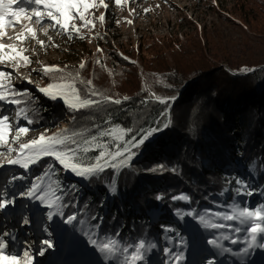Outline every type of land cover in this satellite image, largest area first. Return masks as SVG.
Returning <instances> with one entry per match:
<instances>
[{"label":"trees","instance_id":"obj_1","mask_svg":"<svg viewBox=\"0 0 264 264\" xmlns=\"http://www.w3.org/2000/svg\"><path fill=\"white\" fill-rule=\"evenodd\" d=\"M230 11L255 35L264 38V0H236ZM104 15L109 32L117 18L107 9ZM198 33L195 28L194 36ZM60 34L61 44L73 53L82 51L85 67L81 69L82 62L69 56L58 65L68 79L56 81L41 72V82L61 83L75 89L81 100L99 103L74 111L62 99L43 100L42 95L29 92V96L20 97L29 118L36 120L29 127L45 128L51 134L67 130L65 135L75 134V139L83 143L103 129L118 128L120 134L121 129H132L127 139L167 125L155 140L135 149L137 154L126 166L119 170L106 168L88 177L80 195L73 183L62 192V216H76L72 237L84 225H92L95 236L96 223L101 225L100 236L107 239L117 233L113 238L124 245L139 240L147 245L164 232V227L179 232L173 212L203 210L216 203L218 196L234 200L222 173L231 162L256 164L264 189V64L247 73H231L227 63L210 54L201 41L182 32L152 33L141 38L136 47L131 40L129 45L114 46L105 33L99 32L95 48L88 47L81 30L79 35ZM105 96L122 102L111 103L104 100ZM156 97L171 99L165 104ZM97 142L100 148L92 146L85 162L92 161L105 143L113 150L116 143H122L109 136ZM51 165L49 188L60 191V167L52 159L35 166L29 177L37 180ZM113 186L115 191L110 190ZM181 195L189 200L173 199ZM105 198L107 209L103 214ZM155 211L157 215H153ZM93 216L99 219L92 220ZM211 236L208 228L195 231L200 243L207 244Z\"/></svg>","mask_w":264,"mask_h":264},{"label":"rangeland","instance_id":"obj_2","mask_svg":"<svg viewBox=\"0 0 264 264\" xmlns=\"http://www.w3.org/2000/svg\"><path fill=\"white\" fill-rule=\"evenodd\" d=\"M235 1L236 0H127V2H122L120 5H116L114 0H105V3L109 4V8L107 9L108 12L111 15H115L117 18V20L110 24L113 28L109 29L108 32L106 31V27L109 24H107L105 20L101 22L98 19L102 13L104 14L106 9L102 5H99V0H96L98 6L90 7L89 10L85 12L86 18L94 19L95 27L89 25L88 27H81L80 30L81 34L85 36V40L87 41L89 48L96 47V34L99 32L105 33L107 35V40L114 46L122 43H128L129 45V41L131 40L135 44V47L138 45L141 38H146L152 33L158 35H165L173 32H182L184 34L188 33L193 35L192 37H194L195 41H201L210 54L218 57L220 61L222 60L224 63H227L226 68L229 72L234 74L247 73L264 64V38L255 35V33L250 31L245 26L238 16L231 13L230 9L234 5ZM25 7L28 8L29 12L31 11V8L28 5H25ZM144 9H149L150 11L145 12ZM117 21H119V23H117ZM128 21H131V23ZM70 22H74L78 27L82 23L79 19ZM32 26L37 31V38L45 41L46 45L48 37H52V41L49 42L47 47L39 48V45L36 44L35 40H28L23 44L15 41V36L13 35L15 32L16 34L21 32L22 25H17L10 29L6 27L5 31L7 36L13 37V39H0V42L5 44L16 43L18 47L28 49V51L24 54L30 57L32 63L29 66L20 67L18 72L14 73L11 79V85L16 84L19 87V93H21L20 97L29 96V92H36L38 95H42L41 98L43 100H47L48 98L53 97L45 95L39 91V87H37V85L46 86V84L41 82V72L34 70L43 66H58L61 60H64L72 55H74V57L79 60V63H81L83 58L80 57V55H83V53L79 49L76 50V53H73L68 46L61 44V34L58 32V29L49 27L47 23L44 25L48 28L47 35L40 31L39 26L34 24ZM195 28H198V35L200 34L198 37L196 36L197 38L194 36ZM54 34L57 38L54 37ZM53 44L58 45V47L52 46ZM0 68H3L6 71L12 70L11 65L0 66ZM29 80L31 82H29ZM5 83H8V81L6 80ZM71 89L72 87H65L66 91H71ZM5 91L7 94V89ZM55 98L66 101L65 97L60 95ZM20 107H24L23 101ZM16 108V105L7 102H0V110L4 111L5 114H14ZM23 122L25 121L20 119L14 121V123L19 124H22ZM165 127L166 126H163L159 130H155L157 128L148 130L145 135H148L149 132H151V135L148 136L145 143L155 140ZM108 129H103L101 131ZM111 129L116 135H121L118 128ZM42 132L52 135L51 132L45 128L30 127L29 133L23 135L17 143H21L23 140L28 142L30 139L38 137ZM95 136H98V139L103 138L99 137V134ZM17 143L13 144L10 142L9 145L13 148H18ZM94 145L95 143L87 147L92 149V146ZM84 147H86V145L81 143V150ZM2 153L3 154L0 155V159L9 152L6 151ZM87 156L88 155H86L84 159H87ZM48 159H52V162L59 165V175L62 180V187L60 191L55 189L50 190V178L48 176V172L52 165L48 169L41 172L40 180L46 182L48 191L45 190V193L48 194L49 198V194H51V198L58 196L60 198V204H63L62 192L67 191L68 187L71 186V183L74 184V187L77 188L80 195L81 189L87 185L88 177L86 179L85 177L76 175L70 169H65L51 157H44L39 163ZM39 163L35 164V166ZM115 168L119 170L121 166H117ZM222 170L223 177L228 183L229 189H231L234 194V200L218 196V201L216 203L206 206L203 210L195 211L192 209H182L180 211L173 212V220L178 223L179 220L186 221L185 219L190 218L191 224H194L197 229L206 228L205 223L216 222L218 220L216 216L208 215L210 211H229L225 205H232L233 208L237 205H243L253 209L261 204H264V189L260 183L256 164H252L250 166L244 165L239 160L231 162ZM13 176L18 177V179L15 180L17 182V184L14 185L15 190L18 189L20 195L25 198L26 195L22 193H26L30 187L31 181L35 180L32 177H24L23 173H16V169H12L10 167H6L4 171L0 172V180L3 179L2 181H7V177L11 180ZM237 180H242L245 184L250 185L249 191L252 192V195L236 196L233 190L238 186L236 183ZM5 188L6 186H1L0 193H4L5 190L3 189ZM113 188H115V186L110 187V190L112 191ZM9 196L12 197L14 194ZM37 197L38 196L36 195V198ZM106 198L104 199V203L102 205L103 214H105V210L107 209ZM75 208L76 212L79 213L80 209L77 206H75ZM157 213L158 212L155 211L153 215H157ZM178 214H180V216H178ZM202 216L204 217V222L201 220ZM186 226H189V223H187ZM96 229L97 233H95L94 236L92 233V225L81 226V229L76 233L75 237L85 239L86 244H91L95 241H106V239L98 233V228ZM208 230L213 234L211 237H215L218 240L227 241L228 244H232L233 248L237 249L236 256L239 258H244L248 255V251L246 252L244 249L248 250V247L249 249H251V247L249 246L250 237H248L246 232L236 233L231 231V229L215 230L208 228ZM184 233L186 234L185 230ZM168 235L175 237V240L173 239V241H182V243L177 247L167 246L164 251V260L166 258L165 256H168L170 253H173L181 248L187 251L190 247L184 239L187 234L184 235L180 232L173 231L168 232V229H164V232L159 234L156 239H162ZM223 236H228L229 238L225 240L222 238ZM234 239L238 240V243H233L232 241ZM139 241L137 243H139ZM163 243L166 244L165 240ZM123 246L124 244L120 242L119 247L122 248Z\"/></svg>","mask_w":264,"mask_h":264},{"label":"snow or ice","instance_id":"obj_3","mask_svg":"<svg viewBox=\"0 0 264 264\" xmlns=\"http://www.w3.org/2000/svg\"><path fill=\"white\" fill-rule=\"evenodd\" d=\"M122 2H127V0H114L116 5H120ZM13 5H16V7H13ZM20 5H28L31 11L29 12L28 8ZM99 5H102L105 9L109 8V4L105 3V0H99ZM97 6L96 0H0V39H13V37L7 36L6 27L22 25L21 32L14 37L15 41L23 44L28 40H35L37 45L45 48L47 45L45 41L37 38V31L32 26L33 24L39 26L40 31L45 35L48 32V28L44 26L45 23L53 29H58L59 33L79 35L81 27H88L89 25L95 27L94 19L86 18L85 12L90 7ZM144 11L150 10L144 9ZM76 19L82 22L79 27L74 22H70ZM98 19L103 22L105 15L102 13ZM128 22L131 23V21ZM80 38L83 39L84 37L80 36ZM48 41H52L51 36L48 37ZM52 46L58 47V45L54 44ZM27 51V48L18 47L16 43L5 44L0 42V66L11 65L12 68L11 71L0 68V102H7L17 106L12 115L5 114L4 111L0 110V145L3 146L9 145L10 142L13 144L17 143L23 135L29 133L30 127L28 125L36 122L35 119L29 118L30 113L26 108L20 107L22 103L20 99L21 93L17 91L14 85H11L13 74L17 73L20 67L29 66L32 63L30 57L24 54ZM97 51L100 52L102 49L98 48ZM84 67L85 64L82 62L80 68L83 69ZM34 71H40L45 76L56 81L68 79L63 74V70L56 65L43 66ZM6 80L8 81L7 84L5 83ZM29 82L31 81L29 80ZM87 83L91 84V81H87ZM37 87L39 86L37 85ZM5 89H7V94ZM39 91L53 98L57 95L65 97L68 107L74 111L98 106L99 103V101L94 99L81 100L75 89L66 91L65 85L61 83H49L45 87H39ZM92 95L96 96L97 94L93 92ZM124 99L127 100L128 97H124ZM156 99L160 103L166 104L167 100L171 98L156 97ZM104 100L115 104L122 102L120 99H113L107 96L104 97ZM18 119L25 121L26 124L21 126L19 123H14ZM66 132L67 130H62L52 135L42 132L38 137L30 139L27 143H19L18 148L7 147V152H17V156L0 161V170L7 165H18L24 169H30L31 166L39 163L44 157H51L65 169H70L78 176L93 177L104 172L106 168L126 166L137 154L134 150L144 145L148 136L151 135V132L148 135L141 132L139 138L136 135H132L130 138L125 139V136L132 132V129H121V135H116L112 129L101 131L99 137H113L116 141H122V143H116L114 150L105 143L104 148L93 157L92 161L85 162L84 157L91 150L87 146L95 143V147L100 148V143L97 142L98 136H91L85 139L83 144L86 147L81 151V143L75 139V134L68 136L65 135ZM2 154L0 152V155ZM160 167L162 168L163 166ZM155 170L153 169V171ZM16 179L18 177L13 176L6 183L11 184ZM37 179L41 178L37 177ZM236 183L238 186L233 190L236 196L252 195V192L249 191L250 185L245 184L242 180H237ZM115 190V188L112 189V191ZM37 193L41 194L40 199L42 200L49 198L42 184L37 183H32L28 191L22 194L35 198ZM221 195H224V192H221ZM59 199L58 196H55L50 205L51 207H57L58 211L60 207L64 206L63 204L57 206L56 201H59ZM173 199L189 200V197L181 195L179 197L174 196ZM6 203H11V201L0 200V209H3ZM225 207L229 211H210L208 215H214L218 220L205 223V227L215 230L231 229V231L236 233L246 232L248 237H250L249 246H256L257 238L264 237V204L253 209L243 205H237L235 208L232 205H225ZM48 215L51 218L52 213L49 212ZM73 219L74 217L72 216L68 217L69 221ZM98 219V217H92V220ZM201 220L204 222L203 216ZM25 223H28V221L25 220ZM100 226V223L93 225L95 228ZM115 236H118V234L114 233L113 237ZM113 237H108L106 242L98 245L100 251L106 257H115L116 253L119 252L124 257L122 264H135V261L143 258L141 252L144 247V241L141 240L137 244L124 245L121 248L119 247L120 242ZM222 238L227 240L229 237L223 236ZM232 242L238 243V240L234 239ZM15 243H17L16 238L11 233H0V264H31L30 251L24 248L23 242H19L21 248L24 249L21 255L20 252L14 251ZM44 243L47 244L48 241ZM208 243L215 247H222L215 238L209 240ZM259 246L264 247V243ZM151 247H154V245H151ZM225 251H231V249H225ZM244 251H247V249H244ZM209 264H212V262L209 261Z\"/></svg>","mask_w":264,"mask_h":264},{"label":"bare ground","instance_id":"obj_4","mask_svg":"<svg viewBox=\"0 0 264 264\" xmlns=\"http://www.w3.org/2000/svg\"><path fill=\"white\" fill-rule=\"evenodd\" d=\"M16 7V6H13ZM7 28H13V27H7ZM16 35V32L13 36ZM39 87H45L44 85H39ZM21 143H27L26 141L23 140ZM17 156L16 153H6L4 157L0 159V161H5L8 158H15ZM11 166H16V165H7L5 166L0 172L4 171L6 167H11ZM7 179V178H6ZM87 179V178H86ZM3 179L0 180V188L3 186V184L6 183V181H2ZM80 180V179H79ZM8 181V179H7ZM16 184L15 181H13L11 184L6 185L7 188V194H14L16 197L15 201L8 203L3 209L6 211L8 215V220L6 218H3V221H5L4 224L9 225V226H18L21 227L22 229L30 230L28 233L32 237V229L36 231V227H41L43 229H37L36 232H42L41 237L45 239V241H48L47 244L44 243V251L42 252L43 254L38 253V250H36V247L34 246V242L36 241L35 238L28 239L26 243L28 247H26L25 243L24 248H27L30 251L31 254V264H35L38 262L41 257L43 256H50L52 259L50 260H44V262H53V264H112V259L111 257H106L104 253H102L98 247L100 244L96 245H89V244H81V239L74 237L76 239V242L78 243L77 249L75 251L74 256L75 258H71V260H64V257L66 254H64V249L65 245L68 244V238L70 234V229L71 227H74V221L75 218L71 221L65 219L62 223V218L57 215L56 219L55 217L50 218L51 221H47L49 225L52 226L51 230L47 228V226H37L39 223L32 224L30 218L28 219V223H24L23 220L20 217V211L21 209H24L25 207L31 211H34L35 217H41L40 214L42 213V209L49 208L51 209L52 207L50 206L53 201L47 200V199H38V198H33L29 197L26 195L24 198L22 195L19 194V190H15L14 184ZM4 188V187H3ZM1 196L0 198H2ZM37 205V207H36ZM43 206V207H42ZM2 214V212H0ZM32 217V215H31ZM47 220V219H46ZM58 222L62 223L61 226L58 225ZM24 223V224H23ZM23 224V225H22ZM45 225V224H43ZM17 227V228H18ZM20 228V229H21ZM63 229V230H62ZM6 233H11L12 236L17 238L18 236L15 233H12L11 230L9 229L8 232ZM15 234V235H14ZM16 252H20L22 255L23 248L16 247L14 249ZM18 250V251H17ZM220 253V251H219ZM7 254V253H6ZM56 258V259H55ZM58 258V261H56ZM94 258L96 259V262L93 261ZM261 259V257H260ZM34 260H37L34 262ZM42 260V259H41ZM93 261V262H92Z\"/></svg>","mask_w":264,"mask_h":264},{"label":"built area","instance_id":"obj_5","mask_svg":"<svg viewBox=\"0 0 264 264\" xmlns=\"http://www.w3.org/2000/svg\"><path fill=\"white\" fill-rule=\"evenodd\" d=\"M0 212H2V214H0V223H5V221H3V218H6L8 220V215L7 213H5L6 211L4 209H0Z\"/></svg>","mask_w":264,"mask_h":264}]
</instances>
